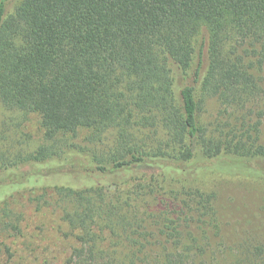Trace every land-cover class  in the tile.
<instances>
[{
	"label": "trees",
	"instance_id": "obj_1",
	"mask_svg": "<svg viewBox=\"0 0 264 264\" xmlns=\"http://www.w3.org/2000/svg\"><path fill=\"white\" fill-rule=\"evenodd\" d=\"M13 1L0 102L43 143L0 155V213L16 189L52 198L69 264H264V232L229 242L213 187L264 184V0Z\"/></svg>",
	"mask_w": 264,
	"mask_h": 264
},
{
	"label": "rangeland",
	"instance_id": "obj_2",
	"mask_svg": "<svg viewBox=\"0 0 264 264\" xmlns=\"http://www.w3.org/2000/svg\"><path fill=\"white\" fill-rule=\"evenodd\" d=\"M14 3H10V8ZM204 110L205 119L211 120L217 110L216 102L209 100ZM42 143L43 130L37 113L9 110L0 102V155L25 154ZM213 185L216 208L220 216L229 217L224 228L229 242L236 244L235 238L241 240L249 231L264 232V184L220 175L214 178ZM25 190L12 192V214L0 213V264H69L78 230L63 220L62 209L52 198L48 202L31 199L33 193Z\"/></svg>",
	"mask_w": 264,
	"mask_h": 264
}]
</instances>
